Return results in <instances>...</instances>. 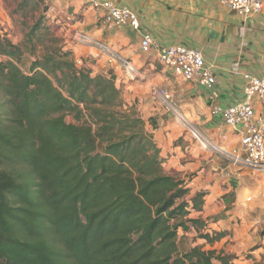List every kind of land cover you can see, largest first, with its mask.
Returning <instances> with one entry per match:
<instances>
[{
  "label": "trees",
  "instance_id": "obj_1",
  "mask_svg": "<svg viewBox=\"0 0 264 264\" xmlns=\"http://www.w3.org/2000/svg\"><path fill=\"white\" fill-rule=\"evenodd\" d=\"M42 25L18 44L0 30V264H238L214 247L229 232L208 230L223 216L191 217L208 192L166 171L155 119L112 71L39 50Z\"/></svg>",
  "mask_w": 264,
  "mask_h": 264
},
{
  "label": "crops",
  "instance_id": "obj_2",
  "mask_svg": "<svg viewBox=\"0 0 264 264\" xmlns=\"http://www.w3.org/2000/svg\"><path fill=\"white\" fill-rule=\"evenodd\" d=\"M110 1L133 10L140 19L141 29L125 26L106 30L101 26L104 11L91 7L88 0H60L67 12L78 15L81 33L92 40L82 38L79 48L74 50L76 56L90 63L96 72L112 71L125 100L135 104L145 120L155 119L156 128L150 126V130L160 148L166 171L186 180L191 195L203 190L208 192L203 210L192 213L191 217L229 215L228 210L240 200V196L257 192L258 184L251 187L249 183L257 172L205 149L181 121L168 114L151 97V90L162 87L169 91L184 116L213 143L229 150L240 148L239 129L227 125L220 115H214L212 105L218 103L226 107L244 101V80L241 75L232 73L235 66L241 71L264 75V7L261 12L244 18L220 0ZM144 32L151 33L163 45H185L202 50L207 65L217 78L215 87L208 89L187 81L164 67L156 52L144 53L141 50ZM98 42L132 61L140 70L141 78L131 79L119 62L100 50ZM258 109H261L259 105ZM236 184L240 186L234 190ZM241 186L242 192H239ZM232 192L235 201L227 204L223 197ZM220 197L225 204L223 212L209 213L207 208ZM252 198L248 196L247 199L251 201ZM222 220L210 224L208 230L229 232L227 229H211L213 224ZM230 237L231 232L222 241L226 243Z\"/></svg>",
  "mask_w": 264,
  "mask_h": 264
},
{
  "label": "built area",
  "instance_id": "obj_3",
  "mask_svg": "<svg viewBox=\"0 0 264 264\" xmlns=\"http://www.w3.org/2000/svg\"><path fill=\"white\" fill-rule=\"evenodd\" d=\"M88 2L91 7L104 11L101 21L102 28L114 30L130 26L134 30L141 29L138 15L129 7L118 6L110 0H88ZM220 2L244 18L261 12L264 7V0H220ZM83 39L92 42L86 35H83ZM98 45L100 50L109 54L112 60L119 62L125 68L131 79L141 78L140 70L132 61L103 43L98 42ZM141 50L144 53L156 52L164 67L187 81L203 85L208 89H213L217 84V78L207 65L206 58L200 49L185 45H163L151 33L144 32L142 33ZM79 62L81 63V60ZM232 73L242 76L245 99L226 107L218 103L213 104L212 113L220 115L227 125L239 129L240 148L229 150L206 138L184 116L179 106L174 102L172 94L165 88L154 87L151 90V95L167 112L172 113L176 119L188 127L193 137L205 149L220 153L235 165L264 174V75L258 76L241 71L239 66H235ZM258 105L261 107L260 110Z\"/></svg>",
  "mask_w": 264,
  "mask_h": 264
},
{
  "label": "rangeland",
  "instance_id": "obj_4",
  "mask_svg": "<svg viewBox=\"0 0 264 264\" xmlns=\"http://www.w3.org/2000/svg\"><path fill=\"white\" fill-rule=\"evenodd\" d=\"M39 20L43 24L41 26L43 32L47 34V38L38 45L39 50L43 49L45 42L54 43L57 46L63 45L65 50L74 51L79 48L83 38L82 30L79 29L77 24L80 18H78V15L74 16L67 12V7L61 4L60 0H0V30L13 43L23 42L28 32L32 30V27ZM3 58L0 56V59ZM75 58L81 66L82 63L79 60L81 59L84 62L83 58H78L76 53ZM33 60L34 57L25 56L27 67L31 66ZM167 113L174 116L172 113ZM185 129L191 133L188 127L185 126ZM263 177V173H257L253 181L249 179L251 187H253V184H258L257 192H248L246 196H240L239 199L241 201L239 200L231 206L230 210H228L229 215H223L222 221L211 226V229H227L231 232V237L228 238L226 243L224 240L215 244L214 247L218 249L224 248L226 252L238 256L239 261L242 259L239 264H264ZM236 186L239 187L240 185L236 184L234 190ZM243 186L239 188V192H242ZM248 196L249 198L253 197L251 201L247 199ZM221 198L214 201L210 208H207L209 213L219 210L223 212L225 204ZM195 236V232L186 234L183 230L179 231V238L183 242L185 241L186 247L203 242V239H198Z\"/></svg>",
  "mask_w": 264,
  "mask_h": 264
}]
</instances>
